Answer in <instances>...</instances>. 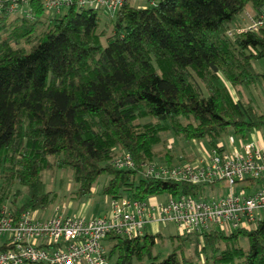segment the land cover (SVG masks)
I'll list each match as a JSON object with an SVG mask.
<instances>
[{
	"label": "trees",
	"instance_id": "1",
	"mask_svg": "<svg viewBox=\"0 0 264 264\" xmlns=\"http://www.w3.org/2000/svg\"><path fill=\"white\" fill-rule=\"evenodd\" d=\"M79 1L57 11L30 0L32 17L0 14V210L50 206L55 195L42 173L55 168L72 171L79 199L102 175L109 199L206 197V185L145 176L143 164L158 155L164 133L216 147L228 131L245 139L264 127V115L240 98L241 87L264 83L254 67L264 58V26L227 34L243 10L264 11V0H129L114 11ZM99 8L110 18L102 21ZM122 153L134 168L114 165ZM158 237L110 231L102 245L114 264H264V218L250 229L173 235L163 258L154 252Z\"/></svg>",
	"mask_w": 264,
	"mask_h": 264
},
{
	"label": "built area",
	"instance_id": "2",
	"mask_svg": "<svg viewBox=\"0 0 264 264\" xmlns=\"http://www.w3.org/2000/svg\"><path fill=\"white\" fill-rule=\"evenodd\" d=\"M30 0H0V14L32 17ZM46 9L60 10L73 0H42ZM129 0H80L108 10H117ZM131 1V0H130ZM145 0L140 7L155 4ZM243 24L227 30L233 37L245 31H257L264 26V11H242ZM229 135L226 147L219 142L210 153L201 151L189 160L178 163L148 160L143 174L153 178L210 185L225 180L230 185L241 183L237 190L217 198L198 199L191 195L165 194L164 201L127 196L110 198L108 214L85 217L80 214L52 215L39 219L26 209L13 214L8 205L0 210V264H112L102 245L110 231L125 237L142 234L147 225L172 222L180 235L200 233L211 224L232 231L250 229L264 218V142L248 141ZM169 148V147H168ZM119 169L134 168L131 156L122 153L114 157ZM155 230H157L155 228Z\"/></svg>",
	"mask_w": 264,
	"mask_h": 264
},
{
	"label": "rangeland",
	"instance_id": "3",
	"mask_svg": "<svg viewBox=\"0 0 264 264\" xmlns=\"http://www.w3.org/2000/svg\"><path fill=\"white\" fill-rule=\"evenodd\" d=\"M157 2V0H156ZM145 3V0H131V4L133 6L142 5ZM92 6L89 3L85 5ZM99 14L102 18V21L107 20L109 17V14L103 9L99 8ZM52 15V14H51ZM243 17V12H241L237 16V22L239 24H243L241 22V19ZM105 23V22H104ZM236 22H233L231 27L234 28L236 26ZM103 43L105 44V38L102 39ZM254 65H258V60L254 61ZM230 90L232 92V95L235 99H237V94L235 93L234 89L230 86ZM241 91L244 92V96L247 97V100L249 103H251L253 106L257 108V110L264 115V83H257L254 85H251L249 87H241ZM242 95L241 99L243 102H245L246 98ZM246 100V102H247ZM260 134L264 138V127L259 129ZM233 134L232 131H228L227 133H224L220 137L221 143H223L226 147L229 146L228 143V137L229 135ZM235 139L238 141L239 137L235 134ZM250 137V135L248 136ZM245 138V140H248L249 138ZM196 141V142H193ZM170 148L171 154L173 155L171 163H178V162H184L186 161V157H191L200 154L201 151H204L206 153H210V146L208 144V141L206 138L200 139V140H192L187 141L180 135H174L171 133H164L161 136V141L156 145L155 151L158 153V155L155 157L154 160L157 161H164L163 155L165 152V146ZM201 149V151L199 150ZM165 162V161H164ZM42 179L45 182V187L47 191H52L55 195L53 203L46 207V208H40L36 209L34 212L36 213V217L39 219L48 218L52 213L60 214V215H69V216H75L76 212L79 210V207L82 203L83 199L76 198L74 195V191L77 188V183L73 179L72 171L70 169H60L55 168L54 170H46L42 173ZM107 176L102 175L99 177V179L95 182L93 185V189L101 188L104 182H106ZM241 186V183H236L234 185H230L225 180H219L213 184L207 185L205 187L206 196L208 198H217L223 195H227L231 192V190H237ZM151 197H155L159 201H164L166 196L165 194H156ZM90 198L92 201H94L95 198L103 200V197L101 194L96 195L95 192H91L89 196H87L84 199ZM7 205V204H6ZM151 226V225H150ZM210 227L218 229L217 225L211 224ZM155 232L153 233H159L160 237L157 238L155 246H154V252L159 255V258H163L167 256V254L171 251V236L178 234L177 229L175 225L172 222L165 221L158 223L157 226H154ZM148 230L151 231V228L148 227ZM241 244L246 247L247 242L245 239H242ZM185 255H191L193 254V242L188 241L185 243ZM116 260V256L111 257V262L114 264ZM138 264V263H134ZM195 264H204V258L199 257V259H196Z\"/></svg>",
	"mask_w": 264,
	"mask_h": 264
},
{
	"label": "crops",
	"instance_id": "4",
	"mask_svg": "<svg viewBox=\"0 0 264 264\" xmlns=\"http://www.w3.org/2000/svg\"><path fill=\"white\" fill-rule=\"evenodd\" d=\"M241 22L243 23L242 20H241ZM254 67L258 71H264V58L258 59V65H254ZM240 92L242 95L244 94L243 91L240 90ZM245 98L247 100V97H245ZM246 100L244 103L248 102V100H247V102H246ZM249 135H250V137H248L249 138L248 141H258V142H262V143L264 142V138L260 134L259 129L252 130V132ZM193 142H196V141H193ZM191 157H186V160H189ZM92 191L95 192L96 195L100 194V188H97V187L95 189L92 188ZM102 197H103V200L97 199V198H95L94 201H92L90 198L83 199L82 203L79 207V210L76 212V214H80V215H83L85 217L108 214L109 210H110L109 198L105 195H102ZM52 215H56V211H55V214L52 213L50 216H52ZM44 219H47V218H44ZM148 227L151 228V231L148 230ZM154 230L155 229L152 226L147 225L145 230L143 231V233H145L147 231L155 232Z\"/></svg>",
	"mask_w": 264,
	"mask_h": 264
}]
</instances>
